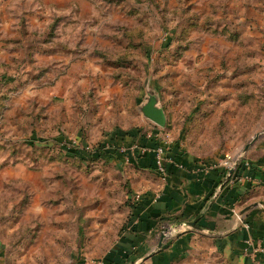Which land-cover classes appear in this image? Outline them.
I'll use <instances>...</instances> for the list:
<instances>
[{"label":"rangeland","instance_id":"374dc122","mask_svg":"<svg viewBox=\"0 0 264 264\" xmlns=\"http://www.w3.org/2000/svg\"><path fill=\"white\" fill-rule=\"evenodd\" d=\"M129 127L209 163L263 152L264 0H0V264L113 246L143 175L91 150Z\"/></svg>","mask_w":264,"mask_h":264},{"label":"crops","instance_id":"0c3cea01","mask_svg":"<svg viewBox=\"0 0 264 264\" xmlns=\"http://www.w3.org/2000/svg\"><path fill=\"white\" fill-rule=\"evenodd\" d=\"M133 129L131 134L141 131ZM131 130L117 128L115 142ZM130 138L126 158L116 156L143 175L129 225L112 247L76 264H264L255 249L264 247V149L257 157L250 158L248 152L249 159L241 158V167L219 189L224 168L186 151L181 138L170 143L172 155L164 174L153 167L151 149L142 151L136 138L129 145ZM110 140L100 144L108 150L114 142ZM192 221L195 226L189 225Z\"/></svg>","mask_w":264,"mask_h":264},{"label":"trees","instance_id":"16d2710c","mask_svg":"<svg viewBox=\"0 0 264 264\" xmlns=\"http://www.w3.org/2000/svg\"><path fill=\"white\" fill-rule=\"evenodd\" d=\"M133 130L134 129H132L130 132H128V131L123 132V136L121 135L120 142L119 143L112 142L111 143V147L108 148V150H106V148L104 147L105 145L99 144L96 148L93 149V151L91 150V152H93L92 154L94 156H96V157H101L104 154H106L107 151H110L112 154H114L115 156H118L119 158H126V155L128 154V151H127L128 137L131 136V138H130L131 139V143L129 142V145L132 144V142L134 143V140L136 138L138 146H140L141 148H145V149H147V148L151 149L152 157H153V167L155 168V161H154L155 154H154V150H155L156 146H158L160 144L159 141L157 139H155L154 137L147 138L145 136V133L141 132L139 129L138 130L135 129L136 131L131 134V132ZM125 144H126V146H125ZM70 148H72L70 153H73V154H75L77 156L85 157L86 154L87 155H91L90 151L87 150L85 148V146H83L81 148H78V147L73 145ZM169 148H168L169 150L167 151L166 154H167V156L171 157V155H172L171 154V149L173 148V145H170ZM248 164H249V166H251L250 162H248ZM164 167H165V171H167L168 168H167L165 163H164ZM240 167H241V162H238L236 164L235 168H240ZM155 170H156V168H155ZM223 171H224V175H225V170H223ZM219 182H220V180H219Z\"/></svg>","mask_w":264,"mask_h":264},{"label":"built area","instance_id":"2783aa9c","mask_svg":"<svg viewBox=\"0 0 264 264\" xmlns=\"http://www.w3.org/2000/svg\"><path fill=\"white\" fill-rule=\"evenodd\" d=\"M147 135L149 137H154L155 139H157L159 141V145L156 146L155 150H154V154H155V157H154V161H155V168H156V171L160 174H164L165 173V167H164V163H166L167 161L170 160V157L167 156V151H168V148L170 146V143H166L165 141H161L160 138L157 137V132L155 131H151L150 133H147ZM142 151H144V148L141 149ZM241 160V159H239ZM239 160L237 162H234L232 163L231 165L227 164L225 161H220L218 164H215L214 167H222L224 168L225 170V173L227 171V169H232V173L228 179L227 182H229L230 178H232V174H233V171L236 167V164L239 162ZM241 162V161H240ZM242 163L244 165H248V162L247 160H243ZM178 167H182L181 165H179ZM236 217L239 221L240 224H242L245 228H247V224L241 219V216L239 214H236ZM259 253H261V256H262V259L264 260V247L262 245H257L256 248H255ZM257 252V253H258Z\"/></svg>","mask_w":264,"mask_h":264},{"label":"water","instance_id":"95a60500","mask_svg":"<svg viewBox=\"0 0 264 264\" xmlns=\"http://www.w3.org/2000/svg\"><path fill=\"white\" fill-rule=\"evenodd\" d=\"M139 110L141 114L147 119L151 120L154 124L159 127H165L166 125V116L162 107L158 105V98L153 91H147L144 101L139 105ZM232 169H227L220 185L219 189L228 181ZM191 226H195V221L189 223ZM165 234L162 233L160 236V242L157 244V248L161 245V240L164 238Z\"/></svg>","mask_w":264,"mask_h":264}]
</instances>
